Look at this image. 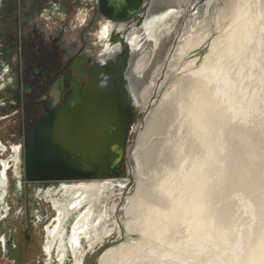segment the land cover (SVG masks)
<instances>
[{
	"label": "bare ground",
	"instance_id": "obj_1",
	"mask_svg": "<svg viewBox=\"0 0 264 264\" xmlns=\"http://www.w3.org/2000/svg\"><path fill=\"white\" fill-rule=\"evenodd\" d=\"M197 1L152 0L141 34L146 43L140 35L134 45L127 87L135 112L147 115L131 153L133 187L123 194L124 177L64 183L57 188L63 200L47 190L55 210L47 243L63 244L58 263L69 255L71 264H83L113 237L120 241L100 252L97 264H264V115L248 113H264V97L255 101L264 90V5L251 10V0H206L196 7ZM225 20L228 29L216 39ZM237 90L251 91L250 100ZM220 105L230 116L216 121ZM192 203L208 214L238 204L234 227L247 212L249 226L237 229L238 237L219 238L210 221L206 233L192 237ZM259 223L261 237L251 243ZM224 237L232 239L224 253L191 258L206 251L208 239Z\"/></svg>",
	"mask_w": 264,
	"mask_h": 264
},
{
	"label": "flooded vegetation",
	"instance_id": "obj_2",
	"mask_svg": "<svg viewBox=\"0 0 264 264\" xmlns=\"http://www.w3.org/2000/svg\"><path fill=\"white\" fill-rule=\"evenodd\" d=\"M151 2L143 0L133 16L116 20L100 11V0H0V264H21L34 230L42 233V264H57L63 244L47 243L55 210L46 192L57 191L61 184L26 182L24 149L46 111H55L86 85L102 89L101 73L110 76L108 88L122 81L131 100L125 73ZM142 35L139 39L146 43ZM117 43L120 47H113ZM101 61L106 63L102 66ZM134 114L133 105H128L126 135ZM27 190L32 203L23 209ZM57 192L63 200L62 191ZM46 204L50 212L44 210ZM69 261L65 255L62 264Z\"/></svg>",
	"mask_w": 264,
	"mask_h": 264
},
{
	"label": "water",
	"instance_id": "obj_3",
	"mask_svg": "<svg viewBox=\"0 0 264 264\" xmlns=\"http://www.w3.org/2000/svg\"><path fill=\"white\" fill-rule=\"evenodd\" d=\"M142 3L100 0L99 9L106 16L126 20ZM122 85V81L116 82L106 90L86 85L55 111H46L24 149V180L60 184L122 182L121 168L131 166L133 149V144H126L124 130L125 111L132 101Z\"/></svg>",
	"mask_w": 264,
	"mask_h": 264
},
{
	"label": "rangeland",
	"instance_id": "obj_4",
	"mask_svg": "<svg viewBox=\"0 0 264 264\" xmlns=\"http://www.w3.org/2000/svg\"><path fill=\"white\" fill-rule=\"evenodd\" d=\"M205 2H206V0H198L195 5H196V7H198L200 5H203ZM251 2H252V6H250L251 10L254 9V7H256V5L257 6L264 5V0H260V3H256L255 0H251ZM226 3H227V1H226ZM194 12L195 11L192 10V13H194ZM258 21L260 23H262V21H264V16H261L258 19ZM228 23H230V22L225 20L224 21V25H225L224 31L222 30L219 33V30H218L214 34L216 39H217V36H216L217 34L221 35L222 33H224L228 29ZM239 23L242 24L241 22H236L234 24L237 26V25H240ZM230 26H234V25L231 24ZM219 39H221V38H219ZM226 42H227V40H226ZM236 92L238 93L237 96H240L241 99L244 102H248L250 100L251 96H252L251 95V91L249 93L247 92V93H243V94H242L241 90L240 91L237 90ZM261 92H262V96H260L259 99L255 100V101H257L256 102V106H258L261 103V101L263 100L264 90H262ZM154 99H155V97L153 99H151V102L154 101ZM223 106L224 105H222V106L220 105L219 106L220 108L218 107L219 109H218V111L216 113H217V115L218 114L219 115H218V118H217L216 121H219L220 115L222 113H223V116H224V112L226 113V116H224V118H228L230 116L229 112H226L225 111V107H223ZM250 112H248L249 115H254V114H256V115H259V114L264 115V113H262L261 111H256L255 108H251ZM146 115H147V112L145 110H140L139 112H135V114L133 116L132 130L126 135V144L127 145L128 144H133L134 142L136 143L137 131H143L144 125H142L141 123L144 122ZM236 121H237V119H234V121H232L231 124L232 125L235 124L234 122H236ZM181 133L184 134V131H182ZM152 138L154 139L155 136H152ZM152 138H150V139H152ZM121 173L123 174V177L128 180V182L126 183L127 189H126V186H124V188L122 190L123 194L126 195L129 192V190L133 187V184L136 182V175L132 172L131 169L129 170L126 165L122 166ZM115 196H117V195H115ZM231 198H232V196H231ZM31 203H32V201H31V193L27 190V195H26V197L22 198L21 205H23V209H25V207H27V208L30 207ZM121 203L122 202L120 200V204ZM188 203H189V201H188ZM189 204H188V206H190V208H189V213H188L189 216L188 217L191 220L190 221L191 222V224H190L191 227L189 229V232H191L192 237L198 236L201 233H206V231L208 229H210L209 228L210 227V221H212V223H214L213 226L216 225L215 227H213V229L217 230V231H215V235L217 237H219V238L220 237L222 238L223 236H226L227 233H229V236H234V234L236 233L237 229L239 230L237 232V234H239V233H241L240 229H244V228L249 226V223H250L249 222V220H250V216L249 215L250 214H249V212H247L246 216H248V218H246L243 221L242 226H239L238 228L235 229L234 225L239 220H238V218L235 219L234 217L235 216L236 217L239 216V212L241 211L239 206H238V204H236V203L235 204L237 206L225 205L224 207L220 208V211H219V209H217V211H214L211 214H208L207 212L204 211L205 205L203 206V205L199 204L198 206L197 205L193 206V203H192V205H189ZM245 205H247V204H245ZM199 206H201V207H199ZM46 209H47L48 212L51 211L49 206H47V204L44 205V210H46ZM234 212H235V214H234ZM263 214L264 213L259 214L261 219L264 218ZM242 216H245V214H243ZM182 220H184V214L179 218V221H178L179 222V224H178L179 226H180ZM262 222L264 223V219H263ZM259 224L257 226L258 228L256 227V229H255L254 236L251 237V239H253L251 243H253L254 240H256V238H257V240H259L260 237H261V235L259 233V228H260L261 224L260 225ZM176 227L178 228V226H176ZM30 234H31L30 241L25 246V249L27 250V254H25V259L22 261L21 264H42V260H43V256H42V252H41V243H42L41 235H42V233L40 231H38L37 235H36L35 234V230H34V231H30ZM237 234H235L236 237H238ZM119 241H120V238L115 239V238L111 237L110 240L108 241V243L106 242V244L97 253L87 255L83 264H97L98 261H97L96 258L98 256V254L100 252H102L103 250L107 249V247H109V246H111V245H113V244H115V243H117ZM192 241H194V240H192ZM229 241H232V239H227L225 237L222 240H219L218 238L215 239V240L208 239V241L204 242L205 248L203 250H206V251L203 252V253L201 252L198 256H191V258L193 260H198V261H204V260L209 259V258L210 259H214L215 257H217L218 254H222V253H224L225 251H227L229 249V245H228ZM22 247L24 248V245H22ZM251 253L254 254V252H251ZM69 259H71V258H69ZM70 262L71 261H69V264H71ZM248 263H250V262L246 261L243 264H248ZM57 264H60V263H58V260H57Z\"/></svg>",
	"mask_w": 264,
	"mask_h": 264
},
{
	"label": "clouds",
	"instance_id": "obj_5",
	"mask_svg": "<svg viewBox=\"0 0 264 264\" xmlns=\"http://www.w3.org/2000/svg\"><path fill=\"white\" fill-rule=\"evenodd\" d=\"M113 47L119 48L120 45H119V43H117ZM104 63H106V62L105 61H101L102 66H103ZM100 75H101V80H100V83H99V87H101L103 89V88H106L108 86V82L110 80V76L108 74H106V73H101Z\"/></svg>",
	"mask_w": 264,
	"mask_h": 264
}]
</instances>
